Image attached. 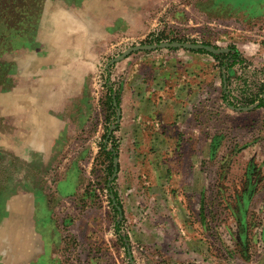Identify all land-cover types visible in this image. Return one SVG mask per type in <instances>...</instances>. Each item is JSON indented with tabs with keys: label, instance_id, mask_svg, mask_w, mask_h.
<instances>
[{
	"label": "rangeland",
	"instance_id": "rangeland-1",
	"mask_svg": "<svg viewBox=\"0 0 264 264\" xmlns=\"http://www.w3.org/2000/svg\"><path fill=\"white\" fill-rule=\"evenodd\" d=\"M90 1L22 0L30 22H0V264H264V108L247 105L264 98V0H104L83 93L36 105L46 15ZM173 44L237 50L235 74ZM47 117L61 139L32 161Z\"/></svg>",
	"mask_w": 264,
	"mask_h": 264
},
{
	"label": "crops",
	"instance_id": "crops-1",
	"mask_svg": "<svg viewBox=\"0 0 264 264\" xmlns=\"http://www.w3.org/2000/svg\"><path fill=\"white\" fill-rule=\"evenodd\" d=\"M105 6L104 0H91L84 8L71 11L63 8L60 3L55 4L53 10L56 13L53 16L46 15L41 30V39L44 43L42 44L43 50H49V56H41V59L35 58L36 60L30 61L32 64L29 72L32 73L26 74V77L28 81H33L36 85H30V88L33 87L31 91L29 87L23 91L26 99L35 96L33 99L35 104L38 105L40 100L37 95L46 97L51 89L56 91V96L59 98L79 96L83 93L84 81L90 74L89 59L91 56H97L101 44H106L104 42L108 37L109 25L113 24L109 22L113 14L110 17L105 14ZM110 44H113V42ZM200 61L206 60H202V57L199 58V65L201 64ZM36 65L41 66V74L38 73L39 69L36 70ZM45 66L51 67L49 74H43ZM231 73L234 75V70ZM37 81L40 82V94L37 92L39 88ZM201 81L199 79L198 83L201 84ZM21 96L18 95V98ZM179 104L181 103L178 102V98L170 99L167 104V111L173 114L186 107ZM47 107L45 109L48 113L50 107L49 105ZM53 111L58 112V108ZM56 121V118L51 120L50 117H47L45 123L39 126L40 130L34 134L38 139L35 147L38 143L39 145H45L47 149L42 150L41 154L32 153V161H34V158L47 161L52 157L51 149L61 139L63 133V129L61 131L56 130L60 126L58 124L59 126L56 127ZM42 154H45V157ZM29 166L25 168L31 171V166Z\"/></svg>",
	"mask_w": 264,
	"mask_h": 264
},
{
	"label": "trees",
	"instance_id": "trees-1",
	"mask_svg": "<svg viewBox=\"0 0 264 264\" xmlns=\"http://www.w3.org/2000/svg\"><path fill=\"white\" fill-rule=\"evenodd\" d=\"M22 2V0H0V22L3 24V20L5 22H7V25L10 26V28L12 27V25L14 26V28H19L20 26H18V24L21 22V19H27L28 22H30L32 15H29L28 13H30L32 11V7L34 6V4L28 5L26 7H23L20 5V3ZM13 28V29H14ZM3 39V35L0 33V40ZM232 49L236 50L235 47H233ZM200 54H205V55H209L211 57H213L217 62H219L220 64H224L225 61H227V70L229 72V74L232 75L231 71L233 70V68L235 67L237 62V57L239 56V52H237L236 50V54L231 52L228 53H222L219 55H213L210 53H207L206 51H201L199 52ZM1 57V56H0ZM6 63L1 64L0 63V83H2V85H4V83H10V77L14 74L13 72L11 74H8L6 69H4V66ZM225 65V64H224ZM230 75L229 77L227 76L226 81L227 84H229L230 82ZM7 81V82H6ZM264 94V91H263ZM114 100L117 104V107L114 106ZM108 102H109V108H110V112L111 115L115 116L117 115V108H120V104H121V98L118 94L115 95V98L113 96H109L108 98ZM256 102H259V105L257 108H264V98H261V95L258 96L257 99H252L249 101V103H247V105H253ZM229 105L234 106L235 104L230 103ZM115 149L118 151V147L115 146ZM118 153V152H117ZM0 156H5L2 152H0ZM111 169H110V174H113V160L114 158L111 157Z\"/></svg>",
	"mask_w": 264,
	"mask_h": 264
},
{
	"label": "water",
	"instance_id": "water-1",
	"mask_svg": "<svg viewBox=\"0 0 264 264\" xmlns=\"http://www.w3.org/2000/svg\"><path fill=\"white\" fill-rule=\"evenodd\" d=\"M168 48H184V49H188V50H197V49H201V50H204L210 54H220L222 53L223 51H216L212 48H209V47H205V46H195V45H192V46H188V45H182V44H173V45H168L167 46ZM147 49V48H145ZM119 119H120V116H119Z\"/></svg>",
	"mask_w": 264,
	"mask_h": 264
}]
</instances>
